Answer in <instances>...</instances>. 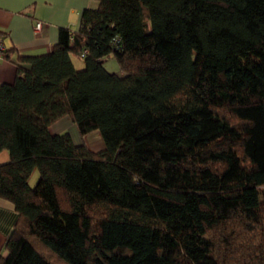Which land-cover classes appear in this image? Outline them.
<instances>
[{"label":"trees","instance_id":"16d2710c","mask_svg":"<svg viewBox=\"0 0 264 264\" xmlns=\"http://www.w3.org/2000/svg\"><path fill=\"white\" fill-rule=\"evenodd\" d=\"M93 1L0 85V264H264V0Z\"/></svg>","mask_w":264,"mask_h":264},{"label":"crops","instance_id":"0c3cea01","mask_svg":"<svg viewBox=\"0 0 264 264\" xmlns=\"http://www.w3.org/2000/svg\"><path fill=\"white\" fill-rule=\"evenodd\" d=\"M96 6L93 0H0V33L6 49L12 52L9 59L0 61V85L14 82L17 55L31 56L51 51L58 41L59 30L76 31L81 12ZM37 21L42 23L39 33L34 30ZM61 120L50 127L53 134H61L64 130ZM8 161L7 151H1L0 165ZM17 219L14 205L0 198V254L3 256L6 255V238Z\"/></svg>","mask_w":264,"mask_h":264},{"label":"rangeland","instance_id":"374dc122","mask_svg":"<svg viewBox=\"0 0 264 264\" xmlns=\"http://www.w3.org/2000/svg\"><path fill=\"white\" fill-rule=\"evenodd\" d=\"M74 63L77 69L82 68L83 66L82 60L77 59ZM103 66L110 73H120V67L115 59H108L104 62ZM61 119L60 123L65 125L64 130L61 131V134L68 133L75 143L84 142L92 151L100 150L103 147L102 139L98 131L90 132L85 136H81L78 132L77 126L70 120L69 117H63ZM37 176L38 174L35 171L32 179L30 178L31 186L36 184Z\"/></svg>","mask_w":264,"mask_h":264},{"label":"built area","instance_id":"2783aa9c","mask_svg":"<svg viewBox=\"0 0 264 264\" xmlns=\"http://www.w3.org/2000/svg\"><path fill=\"white\" fill-rule=\"evenodd\" d=\"M41 27H42V23L40 21H37L34 26L35 32L39 33L41 30ZM5 50H6V47L2 39V35L0 34V61L4 60L3 55H4Z\"/></svg>","mask_w":264,"mask_h":264}]
</instances>
